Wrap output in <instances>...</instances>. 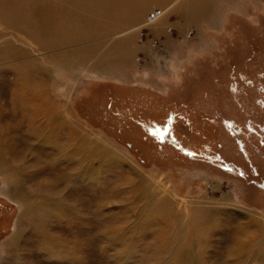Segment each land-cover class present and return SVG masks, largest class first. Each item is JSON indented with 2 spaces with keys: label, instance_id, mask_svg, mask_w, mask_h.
<instances>
[{
  "label": "rangeland",
  "instance_id": "374dc122",
  "mask_svg": "<svg viewBox=\"0 0 264 264\" xmlns=\"http://www.w3.org/2000/svg\"><path fill=\"white\" fill-rule=\"evenodd\" d=\"M138 2L50 50L0 22L41 68L0 61V264H264V0Z\"/></svg>",
  "mask_w": 264,
  "mask_h": 264
},
{
  "label": "bare ground",
  "instance_id": "6f19581e",
  "mask_svg": "<svg viewBox=\"0 0 264 264\" xmlns=\"http://www.w3.org/2000/svg\"><path fill=\"white\" fill-rule=\"evenodd\" d=\"M134 1L135 0H0V22H3L4 25H6L8 28L11 29L13 28L14 30L20 32L21 34H23L25 38H27V36L31 38L33 42L32 44L36 42L40 50L45 48L47 50H50V49H56L59 46L61 47L64 44L80 42L82 40L89 38H96L97 36H100L102 34L105 35L106 33L111 32L112 29L116 30L117 28H119V26L115 24H106V23L113 22L111 20H114L115 17H119L124 20L123 12L132 11L131 10L132 6L130 5H133ZM121 2H123L122 10L119 9L114 4V3L118 4ZM150 13L152 14L149 15V18L155 19L156 16H159L161 14V10L153 9ZM91 14H95V15H91ZM92 17L95 18L94 22H96V24L87 23L84 24L83 26L79 25V28L74 27V24L78 19L92 20ZM90 26L92 27L88 29ZM13 48L14 47L12 42L8 40L7 41L5 40L4 44H0V54H1L0 61L3 59H10L16 53H20L21 55L26 54L25 56L29 57V54L31 52V50L29 51V49H21V50L17 49V51L16 50L14 51ZM68 54H71L72 57H75L77 55L76 52H69ZM56 59L57 62H59L62 59V57L59 55L56 57ZM71 60L72 59H70L69 61ZM57 62H55L56 65H59ZM37 64H38V59L29 57V60L26 61V63H24L23 67L33 68L34 66L35 68L41 70V68L38 67ZM57 68L58 67L54 66L52 71L57 72L58 71ZM41 80L42 78H40V83L43 82ZM41 92H42L41 88H35L31 91L29 102H31V104L33 105L32 107H34L36 103L38 104L40 102L38 98H40ZM23 93L24 94L22 96L20 95L21 97H19L20 100L22 99L21 100L22 104L28 102L25 92ZM31 111L36 114H39L41 116L40 118L46 115V113H44L46 111L45 110L43 111L41 105H39V107H35ZM50 125L51 124H49V126ZM3 128L4 127L0 125V135L2 134V132L4 133ZM45 131H47V128L41 127L40 129H37L36 135L38 136L36 137L39 138V141L46 143H54L56 137L52 136L53 133L49 135L45 134ZM102 154H104L103 159L108 156L109 157L112 156L104 152ZM111 154H113V152ZM112 157L117 158L116 156H112ZM168 204L169 201L164 200L162 202L161 207L168 206ZM194 215L197 216V218H199L200 220H202V218L204 217L202 216V213L199 212V210H197V212L195 211Z\"/></svg>",
  "mask_w": 264,
  "mask_h": 264
},
{
  "label": "crops",
  "instance_id": "0c3cea01",
  "mask_svg": "<svg viewBox=\"0 0 264 264\" xmlns=\"http://www.w3.org/2000/svg\"><path fill=\"white\" fill-rule=\"evenodd\" d=\"M144 0H139V2L138 3H140L141 2V4H137V10L139 11V13H138V16H137V20L139 19V17L140 16H142L143 15V7H144V4H145V2H143ZM154 2H157V3H159V4H162V3H166V2H168L169 1V4H172L173 2H176V4H175V6H173V9L175 10V11H181V10H187V4L188 3H191L192 1H194V0H172L173 2H170L171 0H153ZM215 1V0H214ZM184 3V4H183ZM153 7H157V6H153ZM160 7H162V6H160ZM163 8H165L166 9V7H163ZM211 9V11L213 12V9L214 8H210ZM151 10V9H150ZM137 11V12H138ZM145 14V13H144ZM164 16H165V14H164ZM164 16L160 19V20H158V22H156V27H158V25L160 26L162 23H164ZM144 17V16H143ZM258 198V197H257ZM250 197H248V199H247V202L248 203H252V205L253 206H259V203H256V202H250ZM254 200H259V199H256V198H254Z\"/></svg>",
  "mask_w": 264,
  "mask_h": 264
},
{
  "label": "built area",
  "instance_id": "2783aa9c",
  "mask_svg": "<svg viewBox=\"0 0 264 264\" xmlns=\"http://www.w3.org/2000/svg\"><path fill=\"white\" fill-rule=\"evenodd\" d=\"M155 10H157V9H155ZM150 14H152V13H150V12H149V14H148V15H150Z\"/></svg>",
  "mask_w": 264,
  "mask_h": 264
}]
</instances>
